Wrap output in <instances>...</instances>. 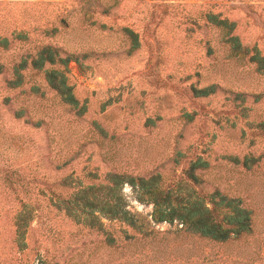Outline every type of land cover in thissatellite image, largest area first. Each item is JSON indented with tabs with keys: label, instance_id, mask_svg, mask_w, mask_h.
Instances as JSON below:
<instances>
[{
	"label": "rangeland",
	"instance_id": "rangeland-1",
	"mask_svg": "<svg viewBox=\"0 0 264 264\" xmlns=\"http://www.w3.org/2000/svg\"><path fill=\"white\" fill-rule=\"evenodd\" d=\"M0 38L13 40L0 49L7 67L23 53L57 49L69 59L67 84L78 101L75 109L63 103L42 72H30L15 91L0 76V135L26 147L21 162L33 180L16 193L0 190V264H40L52 255L59 264H264V136L257 129L264 98L254 103L264 95V74L252 60L264 58V0H0ZM210 85L221 90L193 97L192 87ZM233 93L245 102H232ZM198 159L208 164L198 171L205 192L218 188L252 211L249 236L222 244L185 233L177 221L156 224L152 205L138 202L128 184L126 209L152 232L143 239L126 238L129 228L102 215L105 233H88L50 198L56 184L109 186L115 174L179 180ZM23 204L34 218L21 247L13 218ZM106 234L114 246L104 243Z\"/></svg>",
	"mask_w": 264,
	"mask_h": 264
},
{
	"label": "trees",
	"instance_id": "trees-1",
	"mask_svg": "<svg viewBox=\"0 0 264 264\" xmlns=\"http://www.w3.org/2000/svg\"><path fill=\"white\" fill-rule=\"evenodd\" d=\"M14 39L22 40L18 34ZM13 41V40H12ZM7 38H0V49L7 50L12 43ZM252 60L258 64L259 70L264 74V58L254 55ZM69 59H63L57 49L44 47L35 56L23 53L10 67L0 63V76L6 75L3 82L4 89L15 91L22 89L29 83L34 75L30 72H42L46 86L55 91L62 102L71 107L78 108L72 88L67 84L66 66ZM55 66L62 70L55 69ZM33 92L40 90L39 86L31 87ZM221 90L217 85L204 88L192 87L194 98H207ZM232 102H245V94L233 93ZM264 95H255L254 103H259ZM9 102L8 97L4 98ZM16 119L21 118L22 111H14ZM258 131L264 136V121L257 125ZM26 147L16 146L0 135V190L16 193L24 184L31 180L27 178V167L21 162ZM237 161V159H235ZM252 159L244 158L242 165L250 168ZM23 165V166H22ZM208 169V164L200 159L191 162L183 172V178L172 181L159 173L148 177L132 175H111L109 186H86L70 191L68 186L56 184V191L51 192L50 198L56 211H62L73 224L95 234H104L105 226L100 222L98 215L109 221H116L125 225L130 232H125L128 239H141L148 237L152 232L144 219L131 214L127 209L123 197L122 187L128 184L136 190V200L140 203L152 205L151 220L156 223L172 224L177 221L181 229L190 235L208 239L215 243H227L233 239H242L253 231V213L240 198L229 197L218 188L205 192L203 185L208 184L198 174V171ZM30 172V171H29ZM30 175V174H29ZM60 186V188H59ZM54 198V200H53ZM21 210L14 216L15 236L19 246H24L28 226L33 217L32 211L27 210L23 204ZM52 219H50V222ZM54 225L48 230L46 241H53L56 231ZM104 243L114 246L116 240L110 235L104 236ZM264 260V257H263ZM40 264H59L52 255L50 260L39 257Z\"/></svg>",
	"mask_w": 264,
	"mask_h": 264
}]
</instances>
